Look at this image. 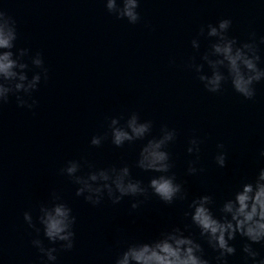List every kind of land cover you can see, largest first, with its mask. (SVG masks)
<instances>
[{"label": "water", "instance_id": "water-1", "mask_svg": "<svg viewBox=\"0 0 264 264\" xmlns=\"http://www.w3.org/2000/svg\"><path fill=\"white\" fill-rule=\"evenodd\" d=\"M0 8L16 20V48L40 52L48 69V79L33 93V109L18 107L15 96L0 107V264H47L31 243L37 234L23 213L31 212L36 222L40 204L53 191L77 218L74 248L58 251L55 264H114L128 243L190 224L184 212L195 197L211 195L219 215L223 201L264 167V80L254 85L251 100L237 94L230 81L213 94L185 66L191 57L203 63L210 40L198 35L200 28L227 18L232 21L228 34L238 41L255 33L264 68V0H140L141 19L134 25L110 14L103 0H0ZM194 38L200 40L199 51L191 46ZM204 71L210 74L206 64ZM133 111L153 122L144 141L122 148L110 139L100 147L90 144L92 136L107 131L110 118H126ZM162 125L177 131L167 150L186 200L168 205L155 196L125 197L113 204L105 196L93 206L77 197V185L60 174L69 160L97 168L127 164L133 178L147 184L156 174L135 167V161ZM193 136L202 141L198 160L187 152ZM218 144L227 157L223 168L215 162ZM189 161H197L203 171L188 175ZM88 170L85 165L79 174ZM134 199L144 202L132 209ZM189 231L210 264H217L218 253L200 238L199 229L193 225ZM39 238L59 248L42 231ZM244 242L239 236L230 242L237 251L227 264H245ZM253 247L258 259L264 258V245Z\"/></svg>", "mask_w": 264, "mask_h": 264}, {"label": "clouds", "instance_id": "clouds-1", "mask_svg": "<svg viewBox=\"0 0 264 264\" xmlns=\"http://www.w3.org/2000/svg\"><path fill=\"white\" fill-rule=\"evenodd\" d=\"M103 2L106 10L117 19H126L133 25L141 19L138 12L140 0ZM231 24L230 19L224 18L216 24L202 26L198 35L210 40L208 49L200 57L203 63H196L195 57H191L185 66L197 74L207 92L220 93L224 84L230 81L237 94L251 100L256 94L254 85L264 80V68L259 66V47L255 33L246 42L229 36ZM17 39L16 20L0 8V107L9 101L10 96H15L18 107L33 109L37 104L33 93L38 90L42 79H48V69L40 52L33 55L27 48L17 49ZM260 43L264 44V37ZM191 46L199 51V38H194ZM205 64L210 74L204 71ZM29 71L33 72L31 78ZM121 120H124L123 124ZM152 129L151 120H142L139 113L133 111L126 118H110L107 131L92 136L90 144L100 147L110 139L115 147L122 148L125 144L144 141L151 135ZM176 137V129L162 125L159 135L147 139L141 146L135 167L156 174L149 178L147 184L141 179H134L127 164L97 168L87 161L82 164L80 160H69L60 169V174L77 185V197L83 196L93 206L100 205L105 196L113 204H119L125 197H143L147 200L155 196L171 205L176 200L187 199L183 184L177 182L172 172L174 165L167 150ZM201 143L196 136L188 141L187 152L190 155L195 153L197 160ZM217 148L219 151L215 155V162L223 168L227 158L224 145L218 144ZM260 155L264 157V151ZM196 163L189 161L188 175L203 171L195 166ZM85 165L89 170L79 174ZM144 200L134 199L131 208H139ZM214 204L211 195L193 198L188 204V211L184 212L185 218H190V224H185L183 228L173 226L165 229L147 241L128 243L117 255L114 264H210L205 258L202 244L189 231L193 225L199 229L200 238L218 253L215 257L217 264H227V257L236 254L237 249L230 242L235 241L237 236L245 241L242 245L245 264H249V261L251 264H264V258L258 259L260 254L253 247L256 244L264 245V167L259 169L253 179L241 182L231 196L223 201L218 208L219 215L213 211ZM23 218L28 227L36 232L37 237L31 243L46 258L47 264H55L58 251H71L74 248L77 218L58 192L53 191L50 200L40 204L36 222L28 211L23 213ZM41 231L49 244H58L59 248L45 246L44 240L39 238Z\"/></svg>", "mask_w": 264, "mask_h": 264}]
</instances>
